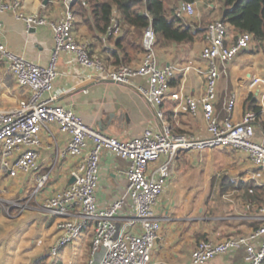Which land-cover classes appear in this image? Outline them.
I'll return each mask as SVG.
<instances>
[{
    "label": "crops",
    "instance_id": "crops-1",
    "mask_svg": "<svg viewBox=\"0 0 264 264\" xmlns=\"http://www.w3.org/2000/svg\"><path fill=\"white\" fill-rule=\"evenodd\" d=\"M19 1L20 7L16 10L1 12L0 39L11 51L33 62L46 64L53 47L50 26L27 27L24 20L17 17V12L55 20L63 16L69 5L66 0ZM193 2L196 9L193 15L177 16L179 24L190 28L193 40L161 42L156 39L155 51L160 67L176 68L168 92L199 96L204 91L200 69L205 67L200 49L206 40L207 24L222 17V5L218 0ZM69 7L74 13V37L85 44L92 56L100 58L105 68L140 62L145 27L121 19L113 9L112 17L116 18L117 24L108 33L110 22L106 27L101 23L97 25L87 6L79 7L74 2ZM170 8L171 5L172 16L174 13ZM226 22L232 34L241 32ZM57 68L52 90L55 102L72 109L87 124L104 133L126 139L140 135L146 128L159 130L164 124L176 133L194 136L206 133V121L201 111L191 115L185 103L169 95L160 104L149 102L141 92V88L147 85L145 76H133L127 81L106 77L94 68L81 65L75 54L69 51L60 54ZM220 68L214 101L217 118L227 115L225 106L234 94L232 119L239 120L246 110L256 111L258 118L253 139L264 143L263 100L258 87L249 86L252 76L264 77V40L252 38L248 47L241 49L230 61L220 64ZM27 92V88L16 82L7 62L0 56V105L4 104L1 108L14 106ZM39 138L34 169L12 177L0 173V200L4 199L1 195L14 192L21 201L27 203L30 200L26 209L17 214L15 223L19 225L10 241L0 243V264H88L91 247V229L88 227L56 254L49 252L58 235L59 218L44 211L41 202L71 183L70 171L80 157L65 153L68 134L60 131L55 122L47 123L40 130ZM126 165L125 159L108 150L101 151L95 192L98 204L110 203L125 186ZM44 173L48 174L47 180L32 195L37 177ZM262 207L264 165H255L242 151L232 147L180 150L172 159L170 175L154 204V211L160 217V228L148 264H194L191 250L198 240L218 241L227 236L248 234L259 225V215L264 214ZM4 218L0 204V235L6 238L10 229L2 226L9 224ZM11 250H14L13 254L8 253ZM243 255L244 249L239 247L201 264H243Z\"/></svg>",
    "mask_w": 264,
    "mask_h": 264
},
{
    "label": "built area",
    "instance_id": "built-area-1",
    "mask_svg": "<svg viewBox=\"0 0 264 264\" xmlns=\"http://www.w3.org/2000/svg\"><path fill=\"white\" fill-rule=\"evenodd\" d=\"M70 1L66 0L68 5ZM81 2L84 4L85 0ZM18 7L19 0H0V14ZM195 10L193 1L178 0L172 6L176 16L193 15ZM17 17L22 18L27 27L49 25L53 47L48 62L39 64L11 51L0 39V56L7 62L16 82L28 90L14 106L0 107V173L12 177L36 167L39 132L49 122L57 123L59 130L68 134L65 153L80 157L70 171L74 180L41 202L44 211L59 218L58 235L50 246V254H56L88 227L91 229L88 264H148L160 228V217L154 211V204L170 175L172 159L180 150L232 147L242 151L255 165H264V143L253 139L257 112L246 110L239 120H233L230 113L235 104L234 94L226 103L224 118H217L214 112L220 64L230 61L250 45L253 36L249 31L232 34L222 18H214L207 24L206 40L200 49V56L205 61V67L200 69L204 91L199 96H192L179 91L168 92L176 68L158 65L156 33L150 23L143 30L144 52L140 62L121 63L108 69L74 37V13L69 6L63 16L55 20L22 12H17ZM116 24V18L112 17L107 32L111 33ZM66 51L73 52L81 65L94 68L106 77L127 81L133 76H145L147 85L141 92L149 102L160 104L169 95L185 103L191 115L201 111L206 121V133L202 136L176 133L164 124L159 130L146 128L140 135L122 139L87 124L72 109L55 102L52 93L58 59ZM249 86L258 87L264 112V77L252 76ZM157 114L160 116L161 112ZM102 150L127 161L125 186L106 205L98 204L95 197ZM161 157L164 159L160 160ZM47 177V173L37 177L32 195L40 190ZM259 218V225L248 234L227 236L218 241L198 240L191 250L192 263L201 264L243 247V264H263L264 214Z\"/></svg>",
    "mask_w": 264,
    "mask_h": 264
},
{
    "label": "trees",
    "instance_id": "trees-1",
    "mask_svg": "<svg viewBox=\"0 0 264 264\" xmlns=\"http://www.w3.org/2000/svg\"><path fill=\"white\" fill-rule=\"evenodd\" d=\"M194 1V0H186ZM222 5V19L239 31H249L253 38L264 40V0H218ZM76 0L79 7L91 12L96 24L106 27L116 9L118 16L134 25H152L156 39L183 42L194 38L190 28L179 24L177 16H170L165 0ZM264 128V119L262 121Z\"/></svg>",
    "mask_w": 264,
    "mask_h": 264
},
{
    "label": "rangeland",
    "instance_id": "rangeland-1",
    "mask_svg": "<svg viewBox=\"0 0 264 264\" xmlns=\"http://www.w3.org/2000/svg\"><path fill=\"white\" fill-rule=\"evenodd\" d=\"M172 1V2H171ZM176 1L173 2V0H165L166 6H168L169 10V5H171V11H172V6ZM170 11V10H169ZM0 107H4V104H1ZM3 197V200H0L1 204V209H2V215L5 217V221H7L9 224L8 225H2V226H9L5 227L7 230L10 229V232L6 233V238H3L0 235V243L2 242H9L10 239L12 238V235L14 234V231L17 229L16 226L19 224L15 223V219L18 217V213H21V211L26 209V206L29 205L30 200L27 201V203L21 201L18 194L11 193V194H3L1 195ZM21 203V205H19ZM3 228V229H5ZM7 252V250H5ZM11 252L12 254L14 253V250L8 251V253ZM30 262V260H29ZM28 263V262H27Z\"/></svg>",
    "mask_w": 264,
    "mask_h": 264
},
{
    "label": "water",
    "instance_id": "water-1",
    "mask_svg": "<svg viewBox=\"0 0 264 264\" xmlns=\"http://www.w3.org/2000/svg\"><path fill=\"white\" fill-rule=\"evenodd\" d=\"M48 0H43V3H46ZM75 2V0H71L69 2V6H71L73 3ZM74 180L73 176L70 178V182H72Z\"/></svg>",
    "mask_w": 264,
    "mask_h": 264
}]
</instances>
